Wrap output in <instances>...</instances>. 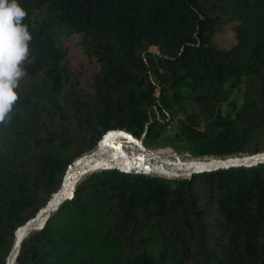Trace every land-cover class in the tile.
Here are the masks:
<instances>
[{"label":"trees","instance_id":"1","mask_svg":"<svg viewBox=\"0 0 264 264\" xmlns=\"http://www.w3.org/2000/svg\"><path fill=\"white\" fill-rule=\"evenodd\" d=\"M17 2L32 40L0 123V264L69 165L110 131L148 146L175 121L161 145L191 158L264 152V0ZM94 66L83 86L78 72ZM16 264H264V163L186 180L95 173Z\"/></svg>","mask_w":264,"mask_h":264},{"label":"water","instance_id":"2","mask_svg":"<svg viewBox=\"0 0 264 264\" xmlns=\"http://www.w3.org/2000/svg\"><path fill=\"white\" fill-rule=\"evenodd\" d=\"M176 136L177 138L179 137L178 135ZM111 148L123 149L132 153L135 160L142 162L146 169H152L159 174L149 176L167 180H186L203 172L229 169L236 166L248 167L264 163V152L255 155H237L224 158L213 156L192 158L189 162L181 163L153 155L144 147L142 139L138 140L126 131H110L98 142L94 154H91L94 152L93 150L84 153L69 165L58 191L51 196L47 204L39 210L34 218L15 231L12 246L4 264H16L25 240L32 233L41 230L46 225L48 218L73 197L76 187L87 177L111 169L128 174H142L122 169L127 162L126 158H120L117 165H115L114 160H109L108 162L107 156ZM206 158L217 159V161L194 162V159ZM107 163L108 167L102 168Z\"/></svg>","mask_w":264,"mask_h":264},{"label":"clouds","instance_id":"3","mask_svg":"<svg viewBox=\"0 0 264 264\" xmlns=\"http://www.w3.org/2000/svg\"><path fill=\"white\" fill-rule=\"evenodd\" d=\"M26 15L17 0H0V123L10 119L19 98L15 90L26 75L24 64L32 40L23 23Z\"/></svg>","mask_w":264,"mask_h":264},{"label":"rangeland","instance_id":"4","mask_svg":"<svg viewBox=\"0 0 264 264\" xmlns=\"http://www.w3.org/2000/svg\"><path fill=\"white\" fill-rule=\"evenodd\" d=\"M217 40L221 43V46H223L225 48H230L231 45H232V40L229 39V38H227V37H225L222 34H220V35L217 36ZM150 51L153 52V53H156L157 52L156 48H151ZM95 71H97V67L96 66L91 67L90 69H87V70L79 71L78 72V78H79L80 83L83 86H86L90 82L91 74L93 72H95ZM244 90H245L244 86L241 85L239 89H236V90H234L231 93V96H230V98L228 100V102L230 104L235 105L237 107L236 110L239 109L240 106L243 103V100H244ZM220 110H221V113L223 115H225L230 110V106L227 103L222 104L221 107H220ZM176 128H177L176 122L175 121H170L168 127L160 135V138L159 139H151L149 141V143H148V146H144V147L147 150L151 151V152L158 151V150H170L176 156H179L180 154L186 153V152H184V153H178V152L174 151L172 147L162 146L161 145L162 144V139L165 137L164 136L165 133H168L169 132V133H172V134H176V132H177V129ZM138 140H140V139H138ZM93 151H96V149H94ZM126 165H127V163L122 167V169L128 170V168L126 167ZM128 171L133 172L134 170L129 169ZM134 172L135 173H139V172H136V171H134Z\"/></svg>","mask_w":264,"mask_h":264},{"label":"bare ground","instance_id":"5","mask_svg":"<svg viewBox=\"0 0 264 264\" xmlns=\"http://www.w3.org/2000/svg\"><path fill=\"white\" fill-rule=\"evenodd\" d=\"M149 152L155 156L167 158V159H171V160H176V161H179L181 163L189 162L192 159L187 153L180 154L179 156H176L170 150H158V151H153V152L149 151ZM94 153H95V151L91 154H94ZM107 157H108V162H109V160H114V162L116 163L115 165H117V162L120 158H126V160H127L126 167L128 168V170L132 169L136 172L146 174V175H156L157 174L152 169H146L142 162L135 160L134 155L132 153H129L123 149L111 148L108 152ZM227 159H229V158H227ZM198 161L209 162V161H217V159H211V158L194 159V162H198ZM106 167H108V163L103 165L102 168H106ZM157 175H159V174H157Z\"/></svg>","mask_w":264,"mask_h":264}]
</instances>
